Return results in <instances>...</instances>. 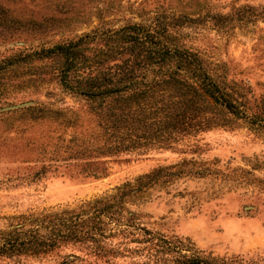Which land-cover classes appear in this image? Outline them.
Segmentation results:
<instances>
[{
  "label": "rangeland",
  "instance_id": "1",
  "mask_svg": "<svg viewBox=\"0 0 264 264\" xmlns=\"http://www.w3.org/2000/svg\"><path fill=\"white\" fill-rule=\"evenodd\" d=\"M156 13L241 95L248 117L229 114L167 146L102 154L96 147L109 141L87 101L63 91L50 59L24 56L96 28L149 24ZM10 57L0 74V243L15 232L52 239L73 212L84 217L114 195L122 221L95 240L59 239L0 264H156L161 237L264 264V122L252 116L264 117V0H0V61Z\"/></svg>",
  "mask_w": 264,
  "mask_h": 264
},
{
  "label": "trees",
  "instance_id": "2",
  "mask_svg": "<svg viewBox=\"0 0 264 264\" xmlns=\"http://www.w3.org/2000/svg\"><path fill=\"white\" fill-rule=\"evenodd\" d=\"M168 17L156 13L149 24L96 28L24 56L50 59L47 72L55 75L63 91L87 101L88 112L109 141L96 147L102 154L167 146L178 134L223 125L229 114L248 117L241 95L227 90L194 52L178 43V26ZM15 60L0 61V74ZM252 116L254 122H264L263 116ZM117 197L101 202L103 206L94 207L84 217L73 212L62 223H70L68 231L59 230L52 239L35 238V233L22 239L15 232L22 229H15L14 238L0 243V257L39 253L59 239L95 240L106 231L118 230L111 224L122 221L117 208L113 209ZM154 240L156 264H236L226 257L200 254L178 238Z\"/></svg>",
  "mask_w": 264,
  "mask_h": 264
},
{
  "label": "water",
  "instance_id": "3",
  "mask_svg": "<svg viewBox=\"0 0 264 264\" xmlns=\"http://www.w3.org/2000/svg\"><path fill=\"white\" fill-rule=\"evenodd\" d=\"M27 103H28V102L20 103V104H15V105H10V106H7V107H5V108H6V109L15 108V107H19V106L25 105V104H27Z\"/></svg>",
  "mask_w": 264,
  "mask_h": 264
}]
</instances>
